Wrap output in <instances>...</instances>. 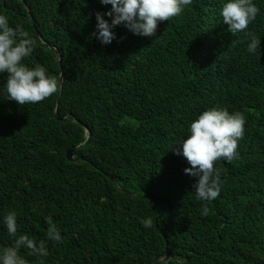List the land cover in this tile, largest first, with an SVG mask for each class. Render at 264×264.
<instances>
[{"label": "trees", "instance_id": "16d2710c", "mask_svg": "<svg viewBox=\"0 0 264 264\" xmlns=\"http://www.w3.org/2000/svg\"><path fill=\"white\" fill-rule=\"evenodd\" d=\"M226 2L192 0L151 36L118 25L102 44L95 14L110 4L0 0L9 25L37 41L22 62L58 81L63 68L57 93L25 105L8 100L0 73V250L14 242L4 218L15 211L17 236L46 241L47 256L19 250L29 264H264V0L235 35ZM248 32L260 38L255 53ZM211 108L246 122L238 158L214 164L219 196L201 201L172 148ZM49 216L60 242L47 237Z\"/></svg>", "mask_w": 264, "mask_h": 264}, {"label": "clouds", "instance_id": "9594fccd", "mask_svg": "<svg viewBox=\"0 0 264 264\" xmlns=\"http://www.w3.org/2000/svg\"><path fill=\"white\" fill-rule=\"evenodd\" d=\"M104 5H111L106 13L96 12L97 32L93 35L102 44H110L116 38L112 30L123 24L136 35L151 36L156 32L158 22L179 17L184 6L192 4V0H100ZM260 9L253 0H227L221 9L223 23L228 31L235 35L244 32L249 23L254 21ZM112 17L111 22L104 19ZM250 37L247 50L255 53L260 47V38L255 33L248 32ZM37 47L33 39L22 26L9 25L8 18L0 14V73H7L6 91L8 100L18 105L35 104L50 97L60 90V82L56 76L46 74L43 66L30 68L22 61L31 55ZM245 117L240 112L230 113L226 108H211L203 111L190 124V135L178 147L172 148L176 155H182L190 165L184 172L196 177L192 185L196 199L211 201L216 199L221 191L220 175L214 167L217 160L228 162L238 158V141L244 136ZM210 209L205 205L201 215L207 216ZM7 231L15 237L11 246L0 250V264H29V261L19 255L23 247L37 257L48 255L46 241H37L27 234L17 236V214L9 211L4 218ZM47 237L53 242L62 241L60 229L51 216L46 221ZM145 228L152 226V219H142Z\"/></svg>", "mask_w": 264, "mask_h": 264}, {"label": "water", "instance_id": "95a60500", "mask_svg": "<svg viewBox=\"0 0 264 264\" xmlns=\"http://www.w3.org/2000/svg\"><path fill=\"white\" fill-rule=\"evenodd\" d=\"M52 49H54L52 46H50ZM55 50V49H54ZM55 52L58 54V51L55 50ZM61 61L60 57H59V62ZM62 81H63V68L61 67L60 68V75H59V82H60V85L62 84ZM58 101H59V94L57 96V102H56V108H55V112H54V115H55V118L56 119H60V120H63L65 117H60L58 115ZM73 150L74 148H70L66 151V158L68 160H76V158L73 157ZM114 183H115V180L110 176V175H107ZM158 228V226H157ZM169 258V254L168 252L165 253V257H164V262H166Z\"/></svg>", "mask_w": 264, "mask_h": 264}]
</instances>
